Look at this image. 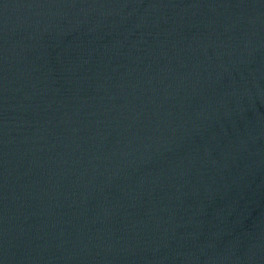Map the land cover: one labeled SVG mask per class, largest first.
<instances>
[{"label": "water", "instance_id": "obj_1", "mask_svg": "<svg viewBox=\"0 0 264 264\" xmlns=\"http://www.w3.org/2000/svg\"><path fill=\"white\" fill-rule=\"evenodd\" d=\"M0 264H264V0H0Z\"/></svg>", "mask_w": 264, "mask_h": 264}]
</instances>
